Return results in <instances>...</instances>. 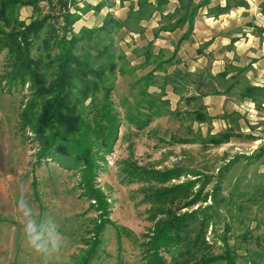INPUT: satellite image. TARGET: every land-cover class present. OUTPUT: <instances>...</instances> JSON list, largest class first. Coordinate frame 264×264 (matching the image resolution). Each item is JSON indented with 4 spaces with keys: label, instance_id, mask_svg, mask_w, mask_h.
Here are the masks:
<instances>
[{
    "label": "rangeland",
    "instance_id": "rangeland-1",
    "mask_svg": "<svg viewBox=\"0 0 264 264\" xmlns=\"http://www.w3.org/2000/svg\"><path fill=\"white\" fill-rule=\"evenodd\" d=\"M200 1L202 0H195L196 3ZM241 1L249 2L255 8H260L262 2ZM45 6L44 3L40 4L43 15L50 11ZM178 7L179 0H167L164 14H171ZM103 12L100 9L91 10L81 15L77 11L81 16L75 24L76 32L79 27L99 25L107 16ZM18 14L19 20L25 23L35 17L30 7L21 8ZM154 17L157 29L162 22V16L156 14ZM203 18L208 23L211 20L209 15H204ZM195 20L196 17L194 22ZM186 30V27L177 29L166 37H160L161 33L164 34L161 32L158 39L155 37V41L149 43L153 53L161 54L158 63L165 69V72L156 71L149 84L146 75L152 71L154 65H146L142 59L144 49L148 46L132 48L126 33L116 34L120 58L110 99L111 109L116 113L120 124L111 151L105 155V161L100 164L93 181L94 188L104 197L105 216H100L94 201H89L84 196L80 171L65 170L48 158L39 157V145L35 142L32 131L22 126L21 114L30 100L27 87L23 90L9 89L0 80V264H44L43 259L34 253L24 238L22 217L16 207L21 191L38 215H52L60 225L64 245L50 264H77L78 258L88 249H92L93 229L100 223L103 226L99 244L89 264H141L142 245L153 223L148 211L149 205L143 203L140 189L144 184L127 185L122 182L124 163H132L149 170L165 171L177 168L184 173L195 172L199 174V182L194 191L206 179L209 180L202 195L212 193L220 174L226 177L222 183L224 196L229 194L239 179L242 182L238 191L244 194L252 193L255 189L247 187V181L255 186L260 185V192L256 195L255 202L250 204L247 218L242 217L240 221L233 222L229 241L238 248L237 253L240 255L257 249L256 239L264 247V154L257 157L259 149L264 148V108L257 105L244 107L241 115L229 118L230 123L237 120V124H231V129L223 126V121L226 122L228 118L226 114L210 117L215 120V125H212V120L209 123L194 121L195 111L209 115L207 111H214L216 107L210 102L212 93L209 82L205 81L204 87L199 90L191 83L181 94L174 93L171 86L164 85V77L175 70L186 71L188 68L202 67L205 75H210L214 57L210 34H199L201 44L195 49L192 33L188 40L179 42ZM198 49L200 54L196 52ZM33 55L38 56L37 46ZM5 67L4 56L1 55L0 77ZM199 72L196 69L194 73ZM198 93L202 96L188 105L185 99L191 95L197 97ZM207 93H211L208 95L210 97L205 96ZM101 99L102 94L99 95V102ZM148 101H153L157 106L167 103L163 107L166 112L160 117H154L145 128L139 130L135 124L126 120V116L131 113L144 119V113L148 114ZM204 101L208 102L206 106ZM200 105L203 109L198 108ZM81 111L91 119L92 110L88 102ZM226 130L234 134L228 142L219 146L206 142L209 136ZM186 179L194 178L191 174H186L178 181L168 182L167 186ZM209 203L211 200L208 196L206 203H199L193 209ZM188 210L182 209L180 213ZM114 227L121 231L117 233ZM218 227L222 228L221 225ZM247 228L248 239L241 241L240 236ZM217 235H220L219 231ZM207 236L208 239L212 236L210 229ZM221 251L222 244L218 242L212 253L218 254ZM238 264L242 262L239 261Z\"/></svg>",
    "mask_w": 264,
    "mask_h": 264
},
{
    "label": "trees",
    "instance_id": "trees-1",
    "mask_svg": "<svg viewBox=\"0 0 264 264\" xmlns=\"http://www.w3.org/2000/svg\"><path fill=\"white\" fill-rule=\"evenodd\" d=\"M79 1L82 0H0V56H4L6 66L0 80L9 89L23 90L27 87L30 100L21 114L22 126L32 131L39 145V157L48 158L65 170L80 171L84 196L94 201L100 216H105L104 197L94 188L93 181L100 164L105 161V155L111 151L120 124L111 109L110 99L120 58L116 34L141 35L144 32L142 23L161 14L162 22L154 30V38L161 32H174L186 27L179 42L186 41L192 33L198 11L208 6L209 0L198 3L195 0H179V7L171 14H164L167 0H156L154 3L137 0L135 5L131 3L123 20L108 14L100 26L83 27L75 32L73 25L82 14L90 9L99 10L105 5L103 1L95 7L80 8ZM238 2L243 3L241 0ZM42 3L46 9H50L44 15L40 7ZM23 7H30L35 15L29 23L19 20L18 13ZM227 8L228 5L224 10ZM260 10L264 13V0ZM36 46L38 56L33 55ZM147 46L143 52L144 63L154 65L146 75L149 84L156 71L165 72V69L158 63L161 54L153 53L151 44ZM226 76L227 71L211 76L203 71L190 73L175 70L164 77V85L171 86L174 93L181 94L191 83L199 90L208 81L212 94H228L236 87L241 99H249L256 105L264 101V87L240 86L237 77L229 80ZM100 94L102 99L99 102ZM200 96L199 93L197 97L191 95L185 101L189 105ZM87 102L92 110L90 120L81 111ZM166 104L157 106L153 101H148V114L144 113V119L130 113L126 120L142 130L154 117L166 112L163 108ZM198 108L203 109L202 105ZM193 120L199 123L211 121L206 113L199 110L195 111ZM233 135L226 130L209 136L206 142L219 146L228 142ZM262 154L264 148L259 149L257 157ZM122 174L124 184H144L140 190L143 203L149 205L153 223L142 245L141 264H238L239 261L242 264H264V247L259 245V239H256L257 249L244 255L238 254V248L229 241L233 222L247 218L250 204L255 202L260 192V185L255 186L247 181L246 186L255 189L252 193L244 194L238 191L242 182L239 179L229 194L224 196L222 183L226 177L220 174L212 193L202 195L209 180L206 179L194 191L199 182V174L195 172L184 173L177 168L149 170L124 163ZM186 174H191L194 179L167 186L168 182L178 181ZM208 196L211 203L193 209L199 203H206ZM182 209L189 210L180 213ZM220 225L221 229L218 227ZM102 226L100 223L94 227L92 249L85 251L77 264H89L99 244ZM114 229L117 233L121 231L118 227ZM209 229L212 233L210 239L207 236ZM218 231L220 235H217ZM248 235L247 228L240 236L241 241L248 239ZM218 242L222 244V251L214 254L212 249Z\"/></svg>",
    "mask_w": 264,
    "mask_h": 264
},
{
    "label": "crops",
    "instance_id": "crops-1",
    "mask_svg": "<svg viewBox=\"0 0 264 264\" xmlns=\"http://www.w3.org/2000/svg\"><path fill=\"white\" fill-rule=\"evenodd\" d=\"M103 1L105 5L100 8V11H104L103 14L105 16L111 14L115 19L123 20L129 11L131 3L135 5L137 0H82L78 2V6L80 8L84 6L95 7V5ZM148 1L155 2V0ZM238 3V0H216L215 2L212 0L208 6L199 10L191 37L195 42V49H197L198 45L201 44L200 37H198L199 34H210L209 40L211 41V48L214 50L212 51L214 57L211 62V76L227 71L226 79L230 80L237 77L240 86L250 85L252 87L262 88L264 87V13L260 12V8H255L254 4V7H251L249 2ZM226 5H228V8L224 10ZM91 10L93 9L89 11ZM204 15L211 17L209 23L203 18ZM155 18L152 17L149 21L142 23L144 32L141 35L133 33L126 34L132 43V48H143L150 42L155 41V39H158H154L152 32L157 27ZM78 22L79 20L75 24ZM102 23L95 27L100 26ZM75 24L73 25V29L76 32ZM81 28L79 27L78 29L80 30ZM85 28L93 27L86 26ZM172 33L164 32V34L161 33L159 36L166 37ZM203 41L206 40L204 39ZM196 52L201 53L200 49ZM142 59L144 60L143 57ZM196 69L202 71V67L188 68L186 71L194 73ZM238 70H242V72L239 73ZM213 86L216 87L215 82H213ZM208 95L206 94L205 96L210 97ZM211 95L210 102L216 107L214 111L210 112L206 108L208 110V116L215 118L219 114H226L228 118L226 122L223 121V126L227 129H231L232 123L237 124V120L233 122L231 119L232 123L228 122L229 118L235 115H241L244 107L251 108V106L255 107L256 105L249 99H241L238 96L236 87L228 94ZM207 103V101H204V106ZM257 106L264 108V101ZM245 110L249 111L248 109ZM211 120L212 125H215V120ZM238 125L240 126V123Z\"/></svg>",
    "mask_w": 264,
    "mask_h": 264
},
{
    "label": "clouds",
    "instance_id": "clouds-1",
    "mask_svg": "<svg viewBox=\"0 0 264 264\" xmlns=\"http://www.w3.org/2000/svg\"><path fill=\"white\" fill-rule=\"evenodd\" d=\"M16 207L22 217L27 245L43 259L44 264H50L52 258L60 253L64 245L59 223L52 215H38L25 198L23 191Z\"/></svg>",
    "mask_w": 264,
    "mask_h": 264
}]
</instances>
